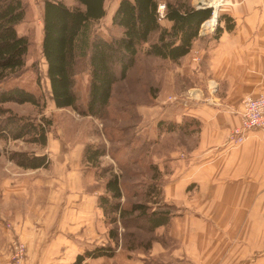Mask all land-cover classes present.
<instances>
[{
	"label": "crops",
	"instance_id": "1",
	"mask_svg": "<svg viewBox=\"0 0 264 264\" xmlns=\"http://www.w3.org/2000/svg\"><path fill=\"white\" fill-rule=\"evenodd\" d=\"M228 1L233 8L222 15L234 27L226 30L222 21L218 39L199 54L218 94L210 103L203 95L183 109L168 106L149 126L156 138L161 121L200 123L194 143L169 163L162 187L174 215L150 233L146 251L119 245L111 257H86L80 264H264V130L235 148L226 142L241 124L243 98L264 93V13L246 0ZM84 146L49 135L37 152L50 160L47 169L10 164L8 172L9 161L0 157V264H10L16 238L26 247V264H74L85 252L114 247L97 206L102 190L94 170L82 165Z\"/></svg>",
	"mask_w": 264,
	"mask_h": 264
},
{
	"label": "trees",
	"instance_id": "2",
	"mask_svg": "<svg viewBox=\"0 0 264 264\" xmlns=\"http://www.w3.org/2000/svg\"><path fill=\"white\" fill-rule=\"evenodd\" d=\"M39 1L42 6L40 53L46 66L50 101L58 110L71 109L80 116L100 122L109 116L114 87L127 79L138 55L143 53L177 64L201 38L200 25L211 17L212 12L210 8H195L189 0H119L110 17L116 34L107 38L96 29L97 23L106 16V0H73L72 6L61 0ZM160 5L164 7L161 16L158 11ZM26 7L25 0H0V141H22L43 149L49 134L58 137L51 120L39 111L38 117H32L12 109V105H29L41 110V95L16 85L4 87L7 81L19 77L26 69L30 43L16 29L26 18ZM222 21L226 23L224 29L234 27L230 17L218 14L213 39H218L222 33ZM83 73L88 78L84 106L79 103L76 91L77 78ZM36 83H39L38 78ZM156 126V143L159 142L157 138L177 132L197 133L200 129V123L189 118L182 119L179 124L161 121ZM146 141L151 143L152 140ZM146 141L140 144L142 150L149 144ZM106 152L103 143L85 144L82 165L94 170L97 185L101 181L102 193L98 196L97 206L109 226L108 235L114 247L85 252L77 257L74 264H80L86 257H111L120 245L118 223L124 229L133 224L152 233L155 228L166 225L176 211L174 206L161 201L156 181L149 184L146 197L158 200L125 205L122 199L129 195L121 175L111 166H101L100 160ZM7 159L23 170L47 169L51 164L46 155L37 154L34 150L9 151ZM153 168L157 169L156 166ZM120 169L123 170L121 166ZM151 239L143 246L139 241L134 246V241L120 247L126 251H146Z\"/></svg>",
	"mask_w": 264,
	"mask_h": 264
},
{
	"label": "rangeland",
	"instance_id": "3",
	"mask_svg": "<svg viewBox=\"0 0 264 264\" xmlns=\"http://www.w3.org/2000/svg\"><path fill=\"white\" fill-rule=\"evenodd\" d=\"M61 1L68 6L74 5L73 0ZM118 1H105L106 16L96 26L98 33L103 37L108 38L116 34L115 29L111 27L110 17ZM189 1L194 7L198 3L197 1L202 2L200 0ZM25 2L27 6L26 18L21 24L17 25L16 29L18 34L26 36L30 43L26 69L19 77L7 81L4 87L16 85L35 95H41L42 109H36L29 105H12L13 111L32 117H38L39 111L41 115L51 120L56 132L59 131L56 134H60L65 142H80L84 145L105 144L107 152L100 160L101 166H111L114 172L121 175L122 184L127 188L129 195L125 197V200L122 199L125 205L146 201L149 203L152 200H158V198L148 199L146 197L149 184L155 181L160 190L159 198L164 202L162 200V187L164 182L168 181V175H170L172 167L168 162L170 160L173 162L172 159L176 157V153L177 156L182 155L181 157H183V151H180L184 150L185 145H191L192 141L194 143L195 139L193 137L196 136V133L177 132L168 137H163L164 139L157 138L159 142L156 143L154 133L149 130V126H153L162 118L160 112L166 110L168 106L183 109L190 102H202L200 99L202 100L204 96L208 98L203 99V102L209 100L208 103H210L211 97L218 94V85L208 81L205 55H203L202 60L199 57L200 50L204 49V46L205 48L208 47L212 42L213 32L201 36L193 45L189 56L184 57L177 64L146 56L143 53L138 55L136 64L129 72L127 79L118 82L114 87L109 116L100 122L91 117L80 116L71 109L58 110L50 101L48 81L45 77L46 66L40 53L42 6L39 0H25ZM217 2L219 1L213 0L208 3L212 5ZM246 3H254L253 10L264 13V0H246ZM231 8H233L232 4H229L228 0H224L223 6H220L217 12L223 14V12H229ZM37 78L39 83H36ZM87 82L88 78L85 73L78 76L76 91L79 103L82 106L86 103ZM173 97L175 103L168 104L167 99ZM184 101L185 104H183ZM49 135L54 137L53 134ZM148 139L152 140L151 143L146 141ZM145 141L149 144L142 150L140 144ZM0 142V157L6 158L7 161H9L7 159L9 151L34 150L37 153L40 150V148L22 141ZM10 164L13 163L9 161L6 167L8 172L12 171ZM120 166L123 170L120 169ZM153 166H156L157 169H154ZM2 168H4L3 165ZM100 182L98 181V190L102 186ZM117 227L120 245L135 241L134 246H136L139 241L143 246L145 242L152 238L150 233L134 227L133 224L129 229H124L119 223Z\"/></svg>",
	"mask_w": 264,
	"mask_h": 264
},
{
	"label": "built area",
	"instance_id": "4",
	"mask_svg": "<svg viewBox=\"0 0 264 264\" xmlns=\"http://www.w3.org/2000/svg\"><path fill=\"white\" fill-rule=\"evenodd\" d=\"M196 4L197 9L211 8V17L204 21L200 25L199 35L204 36L212 34L215 29L218 8L223 6L224 0H219L216 4H209L208 0L205 2H199ZM209 4V5H207ZM218 5V6H215ZM163 5L158 7L160 16L162 15ZM212 26H208L209 22H212ZM212 87V86H211ZM210 87V88H211ZM209 101V100H207ZM168 104L175 103V98H168ZM185 104V101L183 102ZM264 130V94L257 96H246L241 101V124L238 128H235L230 132L227 137V145L230 148H235L241 145L248 135L253 131ZM26 248L25 245L19 239H13L10 244V264H25Z\"/></svg>",
	"mask_w": 264,
	"mask_h": 264
},
{
	"label": "bare ground",
	"instance_id": "5",
	"mask_svg": "<svg viewBox=\"0 0 264 264\" xmlns=\"http://www.w3.org/2000/svg\"><path fill=\"white\" fill-rule=\"evenodd\" d=\"M200 1L205 2V1H207V0H200ZM208 1L212 2L213 0H208ZM218 1H219V0H218ZM215 6H218V5H215ZM212 23H213V21H212V22H209V23H208V26H212Z\"/></svg>",
	"mask_w": 264,
	"mask_h": 264
}]
</instances>
